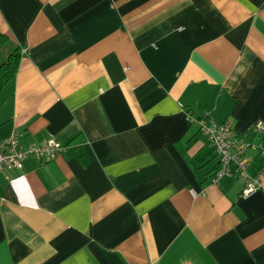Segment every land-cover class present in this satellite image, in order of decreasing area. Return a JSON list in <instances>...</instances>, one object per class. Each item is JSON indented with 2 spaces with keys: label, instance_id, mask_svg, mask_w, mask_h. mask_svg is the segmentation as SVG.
Returning a JSON list of instances; mask_svg holds the SVG:
<instances>
[{
  "label": "crops",
  "instance_id": "0c3cea01",
  "mask_svg": "<svg viewBox=\"0 0 264 264\" xmlns=\"http://www.w3.org/2000/svg\"><path fill=\"white\" fill-rule=\"evenodd\" d=\"M0 34V141L61 148L0 173V264H264V180L212 184L186 119L264 141V0H0Z\"/></svg>",
  "mask_w": 264,
  "mask_h": 264
},
{
  "label": "built area",
  "instance_id": "2783aa9c",
  "mask_svg": "<svg viewBox=\"0 0 264 264\" xmlns=\"http://www.w3.org/2000/svg\"><path fill=\"white\" fill-rule=\"evenodd\" d=\"M186 119L196 123L198 134L206 140L217 159L218 166L211 177L212 184H216L222 177L236 178L243 182L240 192L242 198L255 193L264 180V141L257 144L236 141L232 134V124L227 119L216 122L207 114L198 119H193L187 114ZM251 131L256 136L264 134V119L253 123ZM249 152L257 153L261 161L259 170L253 176L248 173ZM60 153L61 148L54 140L42 145L30 144L23 148L19 144L18 135L13 133L0 141V173L5 170H21L26 160L51 162Z\"/></svg>",
  "mask_w": 264,
  "mask_h": 264
},
{
  "label": "trees",
  "instance_id": "16d2710c",
  "mask_svg": "<svg viewBox=\"0 0 264 264\" xmlns=\"http://www.w3.org/2000/svg\"><path fill=\"white\" fill-rule=\"evenodd\" d=\"M4 46H9L11 49L9 50V54L1 64H0V91L1 89L6 86L15 76L19 60H20V53L17 47H13L8 43L7 38L0 34V50Z\"/></svg>",
  "mask_w": 264,
  "mask_h": 264
},
{
  "label": "rangeland",
  "instance_id": "374dc122",
  "mask_svg": "<svg viewBox=\"0 0 264 264\" xmlns=\"http://www.w3.org/2000/svg\"><path fill=\"white\" fill-rule=\"evenodd\" d=\"M11 48L9 46H4L1 50H0V64L6 60L8 54H9V50Z\"/></svg>",
  "mask_w": 264,
  "mask_h": 264
}]
</instances>
